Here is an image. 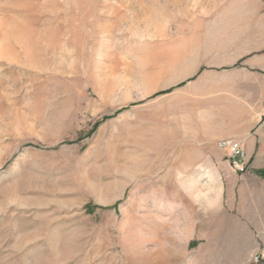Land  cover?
Returning a JSON list of instances; mask_svg holds the SVG:
<instances>
[{
	"label": "rangeland",
	"instance_id": "rangeland-1",
	"mask_svg": "<svg viewBox=\"0 0 264 264\" xmlns=\"http://www.w3.org/2000/svg\"><path fill=\"white\" fill-rule=\"evenodd\" d=\"M263 53L264 0H0V264H264Z\"/></svg>",
	"mask_w": 264,
	"mask_h": 264
},
{
	"label": "built area",
	"instance_id": "built-area-1",
	"mask_svg": "<svg viewBox=\"0 0 264 264\" xmlns=\"http://www.w3.org/2000/svg\"><path fill=\"white\" fill-rule=\"evenodd\" d=\"M217 147L228 153L231 166L236 171H244L247 164V151L242 141L221 139L217 142Z\"/></svg>",
	"mask_w": 264,
	"mask_h": 264
},
{
	"label": "crops",
	"instance_id": "crops-1",
	"mask_svg": "<svg viewBox=\"0 0 264 264\" xmlns=\"http://www.w3.org/2000/svg\"><path fill=\"white\" fill-rule=\"evenodd\" d=\"M247 64L250 67H258L264 70V53L260 57H258L256 61H251V63ZM221 139L222 138L216 139L215 142L217 143ZM238 139L243 141V139ZM255 153L257 154V156L255 157V160L252 163V167L256 170H261V173L264 174V146L259 147V150L256 152V147L250 143L247 151V162H249L250 158H252Z\"/></svg>",
	"mask_w": 264,
	"mask_h": 264
}]
</instances>
